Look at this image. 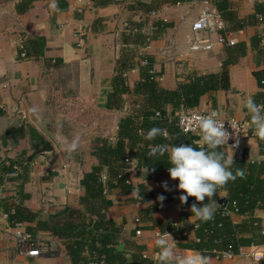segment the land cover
Instances as JSON below:
<instances>
[{"label": "crops", "instance_id": "1", "mask_svg": "<svg viewBox=\"0 0 264 264\" xmlns=\"http://www.w3.org/2000/svg\"><path fill=\"white\" fill-rule=\"evenodd\" d=\"M222 1L92 0L80 12L77 0H0V175L5 161L24 162L23 153L24 159L34 155L29 180L23 187L20 181L0 186V264H71L64 241L49 231L34 234L42 244L43 255L30 258L23 254L5 209L14 211L22 203L45 221L66 208H81L80 199L86 193L81 180L96 164L94 149L99 140L107 138L115 143L123 118L152 109L150 95L135 91L142 80L141 68L146 67L141 64L143 58L152 60V69L160 78L155 82L165 91H175L195 76L219 75L230 62L228 88L206 93L193 108L217 109L225 119L248 124L245 99L259 104L264 100V88L254 75L264 70V20H257L261 15L257 6L264 9V0H227L234 13L231 20L223 19L217 9ZM207 10L220 16L222 27L215 24L195 32L194 24ZM159 22L170 26L158 33L155 27ZM131 26L139 29L144 41L128 35ZM148 36L153 37L150 42ZM195 38L211 49L191 52ZM228 41L236 44L230 46ZM21 44L26 59L20 57ZM240 45L245 49L243 55ZM121 63L132 67L119 84L115 78ZM162 108L172 118L180 107L166 103ZM248 125L245 159L260 165L264 162V140L260 141ZM186 136L194 142L200 138L196 134ZM76 137L78 147L69 152L67 146ZM225 152L233 154V161H241L232 149ZM142 171L146 174L147 170ZM132 181L155 194L159 210L151 213L150 219H142L148 204L133 203L134 193L122 194L115 189L108 196L111 206L106 215L121 229L116 248L127 261L140 264L142 255L159 260L155 240L164 233L169 234L166 239L175 256L200 258L199 252L180 246L185 240H177L173 233L163 232L154 224V220L170 221L182 229L196 221L195 216L180 221L182 193L176 180L155 173L151 179L134 176ZM163 182H167V191ZM21 192L28 198H21ZM161 194L166 197L162 202L158 200ZM215 194L220 199L227 197L226 190ZM254 217L264 232V211H256ZM136 218L142 219L141 224ZM231 218L236 224L248 219L239 214ZM139 229L141 236L136 235ZM189 238L194 240V233ZM253 253L264 257V244L253 245L232 258L208 256L207 264H258Z\"/></svg>", "mask_w": 264, "mask_h": 264}, {"label": "trees", "instance_id": "2", "mask_svg": "<svg viewBox=\"0 0 264 264\" xmlns=\"http://www.w3.org/2000/svg\"><path fill=\"white\" fill-rule=\"evenodd\" d=\"M186 1L191 0H174L175 3ZM217 9L223 19H234V13L227 0L218 2ZM257 12L261 13L262 17L264 16L262 6H257ZM166 26L170 25L159 22L155 28L160 33ZM131 27L128 35H135L134 37L139 39L141 36L138 32L139 29L134 28V26ZM146 39L150 42L153 37L148 36ZM142 41L144 40L141 39ZM41 43L39 42V44ZM239 49L241 55H243L245 51L243 46L240 45ZM147 62L148 66L141 68L142 80L138 83L135 91L150 95L152 109L145 114H133L123 118L118 125L115 143H111L107 138L99 140L94 149L96 164L91 172L84 174L81 180L86 192L85 196L80 199L81 208H66L45 221L39 220L37 213L31 211L22 203L17 205L14 211L5 209L11 226L14 227L16 224L21 223L25 225L26 231L33 235L39 230H44L62 239L71 258V264H87L89 258L85 255L86 251L90 252V257H93L97 264H131L124 254L116 248L119 244L118 238L121 229L106 215L111 206L108 196L113 190L119 189L122 194L134 193L133 185L127 183L130 175L126 172L124 157H132L138 161L142 170H147L146 174H143L144 171L138 173L139 176H143L145 179H151L155 173H165L169 176L167 170L170 166L168 153L163 156L149 157V144L167 145L169 150L171 146H179L180 144H192L193 147H206V145H197L194 141L188 139L176 126V118H169L162 107L166 103H170L174 108L182 105L193 108L206 93L227 89L229 86L227 66L230 62L224 64L221 74L195 76L180 84L175 91H165L158 88L150 74L152 60L147 59ZM131 67L132 64H129V66L126 63L120 65L115 82L123 83L122 75ZM254 75L261 87L264 88V70L255 72ZM261 97H264V93L261 94ZM261 97L257 96L256 99L261 101ZM262 102L263 104H259L261 102L256 103L264 106V100ZM156 112L160 113V118L154 117ZM262 112H264V109ZM152 127L163 129L164 133L158 135L152 141L145 140L144 133ZM259 140L261 141L260 138ZM262 148L264 149V147ZM219 150L225 152L222 146ZM225 154L227 155L226 152ZM24 155L25 153L22 154L24 162L10 159L5 161L1 167L0 186L5 182L20 181L19 185L23 187L29 180L30 164L34 155L25 159ZM231 170L234 175L237 170L242 171L243 175L237 176L235 180H230L225 185L217 188V191L226 190L227 197L220 204V198L214 193L213 199L216 200L217 207L211 220L202 222L197 218L192 225H186L182 229L179 228V225H175L170 221L154 220V224L163 232L173 233L177 240H185V243L180 244L181 247L195 250L204 258L225 252L236 255L241 250L245 251L253 245L264 244V232L261 222L254 217L256 211H264V162L258 165L246 159L234 161ZM104 176H106V181L103 180ZM137 187V194L131 201L144 205L148 204L142 219H150L149 215L155 210H159L158 203H155V194L147 191L144 185H138ZM21 198L26 199L28 195L21 192ZM194 201V197H189L187 203L182 204L181 222H185L194 216L190 211V206ZM151 202L154 203L149 205ZM207 202L208 200L205 198V201L198 202V206L200 203ZM223 205H227L226 208L229 210H236L239 215L247 216L248 219L241 224L234 223L230 216L225 215ZM32 224H36V226H32ZM195 224L198 225L196 229L194 228ZM192 233H194V240L189 238ZM243 233H251L253 236L240 237L239 235ZM140 258V264H160L159 260L155 262L147 259L148 257L144 255ZM258 264H264V257L258 261Z\"/></svg>", "mask_w": 264, "mask_h": 264}, {"label": "clouds", "instance_id": "3", "mask_svg": "<svg viewBox=\"0 0 264 264\" xmlns=\"http://www.w3.org/2000/svg\"><path fill=\"white\" fill-rule=\"evenodd\" d=\"M53 7L55 5L53 4ZM244 106L249 114V121L254 130V135L264 140V112L262 107L252 98H246ZM219 114L216 110L210 111L207 115L199 116L198 125L201 132L200 138L195 141L197 145H206V147H193L192 144L179 146H169L161 144H149V157L157 155L163 156L168 153V173L172 180H178V190L181 191L179 200L181 204H185L189 197H194L195 201L190 206L192 215L202 222L211 220L216 211L217 202L213 199L217 188L225 185L230 180H235L237 176H242L243 172L237 170L235 175L231 170L233 165V154L226 155L224 151L219 150L221 145L227 144L230 139L229 132L225 129V121L218 118ZM233 129L232 124L229 122ZM164 133L163 129L152 127L144 133V139L148 141L154 140L158 135ZM79 138L76 137L67 146V150L72 152L78 147ZM228 145V144H227ZM233 144L231 149L235 148ZM162 187L167 191V182H163ZM207 203L198 202L205 201ZM166 197L159 195L158 200L163 201ZM168 233H164L155 240L156 246L159 248L160 264H207V258L200 257L193 259L192 257H177L173 252V248L169 245L166 237Z\"/></svg>", "mask_w": 264, "mask_h": 264}, {"label": "built area", "instance_id": "4", "mask_svg": "<svg viewBox=\"0 0 264 264\" xmlns=\"http://www.w3.org/2000/svg\"><path fill=\"white\" fill-rule=\"evenodd\" d=\"M92 0H77V3L79 6L78 11H83L86 9L87 6L91 3ZM257 20L259 22H263V17L261 15H257ZM218 25L219 27H222V21L220 19V16L216 13H212L211 11L207 10L203 13L201 18L194 24L193 30L195 32L203 31V30H209L213 27V25ZM80 34V33H79ZM78 34V36H80ZM224 38L222 39V42H224ZM228 44L230 46H234L236 44L235 41H228ZM211 49V45H208L207 43L200 42L199 39L195 38L193 42L190 45V51H199V50H209ZM139 55L144 56L143 53H140ZM20 57L22 59H26V52L24 50V45L21 44L20 46ZM142 66H148V62L146 57L143 58L141 61ZM150 74L152 75L153 79L155 81H160V78L157 76V73L154 69L150 70ZM216 110L219 114L218 118L225 121V129L230 134V139L228 140L227 144L221 145L224 147V149L230 148L233 144L236 145L235 148H233V151L235 153V157L239 160H244L246 158V146L245 141L249 135L250 132V126L245 123L241 122L235 119H225L221 116L220 112L217 109H208V110H199L196 108H188L185 106H181L179 110L175 113L176 118V126L185 134V135H192L196 134L201 136V132L199 130L198 125V117L207 115L210 111ZM155 118H160L161 115L159 112H156L154 115ZM229 122L232 124L233 129L230 127ZM124 164L126 166V172L130 175L129 180L127 181L128 184L133 185L132 177L139 176L138 173L142 171V169L139 167V163L137 160L133 159L130 156L124 157ZM153 178V177H152ZM103 180L106 181V176L103 177ZM154 185L156 187H159L160 184L157 181H154ZM138 185H133L134 187V194H137ZM224 206V213L226 216H232L234 214H237L236 210H229L226 208L227 205ZM235 206V203H234ZM135 222L137 224H141L142 219L136 218ZM198 227L197 224L194 225V228L196 229ZM14 236L17 241V245L19 247V250L25 254L26 256L30 258H37L44 254L42 249V244L38 239L31 233L26 231V227L24 224H16L14 227ZM142 231L139 229L136 231L137 236H141ZM54 243L52 242L51 245L54 248ZM244 250H241L239 253H244ZM226 257L232 258L234 255L232 253H223ZM222 255V254H220ZM258 261L261 259L258 254L253 253L252 254ZM89 262L87 264H97L94 258L90 257L88 255ZM252 264H255L254 261Z\"/></svg>", "mask_w": 264, "mask_h": 264}, {"label": "water", "instance_id": "5", "mask_svg": "<svg viewBox=\"0 0 264 264\" xmlns=\"http://www.w3.org/2000/svg\"><path fill=\"white\" fill-rule=\"evenodd\" d=\"M178 183H179V181L176 180V181H175L176 186L178 185ZM223 202H224L223 199H220L219 203L222 204Z\"/></svg>", "mask_w": 264, "mask_h": 264}]
</instances>
